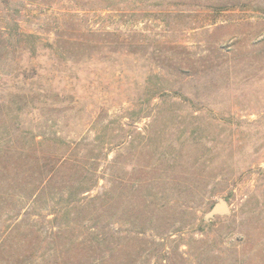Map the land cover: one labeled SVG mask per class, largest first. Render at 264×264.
Here are the masks:
<instances>
[{"label":"rangeland","instance_id":"rangeland-1","mask_svg":"<svg viewBox=\"0 0 264 264\" xmlns=\"http://www.w3.org/2000/svg\"><path fill=\"white\" fill-rule=\"evenodd\" d=\"M21 33L90 44L81 111L52 127L67 140L115 139L114 236L139 232L135 217L150 220L131 256L264 264V0H0V148L25 146L30 161L41 119L34 73L55 59L47 48L35 56ZM152 74L159 99L142 95ZM21 153L4 158L0 178L23 171ZM222 198L228 214L207 220ZM154 239L163 245L152 252Z\"/></svg>","mask_w":264,"mask_h":264},{"label":"trees","instance_id":"trees-1","mask_svg":"<svg viewBox=\"0 0 264 264\" xmlns=\"http://www.w3.org/2000/svg\"><path fill=\"white\" fill-rule=\"evenodd\" d=\"M20 35L31 44L35 56L49 49L55 68L47 70L39 66L34 73L35 100L41 119L38 132L32 136L30 161L24 153L25 146L0 148L3 172H10L4 158L8 163V156L19 152L21 156L15 158L20 162L16 165L23 170L0 178V264H146L155 254L131 256L129 243L131 238L137 240L134 244L146 240L145 225L150 220L135 217L130 223L139 225V232L129 231L118 239L114 236L118 220L113 211L114 170L108 146L115 139L110 136L107 140H97L98 136L80 142L67 140L52 127L54 119L81 111L79 69L85 59L94 61L90 44L77 38L43 44L35 34ZM57 65H65L68 72L61 71ZM159 78L158 74L148 76L144 97H163L160 83L152 82ZM101 85L111 89L114 82L104 79ZM69 125L72 128L73 124ZM107 129L108 125L104 130ZM85 140L89 142L88 149L82 144ZM101 181L105 183L103 186ZM138 190L123 189L122 200H128ZM121 218L124 224L129 223L125 214ZM152 244L155 247L152 252L163 245L155 239ZM165 257L158 256L152 264H163L169 259Z\"/></svg>","mask_w":264,"mask_h":264},{"label":"water","instance_id":"water-1","mask_svg":"<svg viewBox=\"0 0 264 264\" xmlns=\"http://www.w3.org/2000/svg\"><path fill=\"white\" fill-rule=\"evenodd\" d=\"M228 204L225 199H220V201L211 208L209 212H207L205 218L207 220L214 219L218 215H226L228 214Z\"/></svg>","mask_w":264,"mask_h":264}]
</instances>
